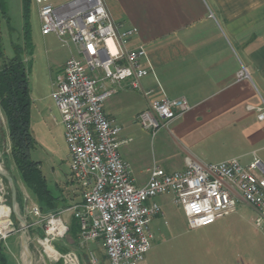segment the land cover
<instances>
[{
	"label": "built area",
	"instance_id": "obj_1",
	"mask_svg": "<svg viewBox=\"0 0 264 264\" xmlns=\"http://www.w3.org/2000/svg\"><path fill=\"white\" fill-rule=\"evenodd\" d=\"M34 1L42 34H55L63 45L76 49L52 80L51 97L69 149L70 181L79 187L81 199L43 213L28 197L20 208L17 200L9 204L6 192L1 193L0 261L14 235L22 236L23 255L30 256L27 232L37 225L43 232L37 243L54 263L81 264L78 253L62 254L54 245L70 231L63 218L69 212L79 223V244H101L110 264H140L153 245L151 224L163 214L156 201L162 195L182 207L190 229L214 224L244 201L257 212L254 223L264 231V162L255 152L247 164L239 158L210 164L186 158L185 168L173 172L154 165L149 182L137 186L131 164L119 150L132 138H120L122 127L106 114L104 102L125 86L142 92L150 103L136 120L155 136L191 109L189 101L167 96L158 80V97L154 88H143L146 77H156L148 50L144 44L128 46L137 31L115 21L105 0H70L60 6L51 0ZM248 77L245 67L237 74L238 80ZM249 108L264 119V103ZM32 218L35 221L29 222ZM88 262L102 264L94 251L88 253Z\"/></svg>",
	"mask_w": 264,
	"mask_h": 264
},
{
	"label": "crops",
	"instance_id": "obj_2",
	"mask_svg": "<svg viewBox=\"0 0 264 264\" xmlns=\"http://www.w3.org/2000/svg\"><path fill=\"white\" fill-rule=\"evenodd\" d=\"M69 1L51 0L55 6ZM105 2L115 21L136 29L128 46L144 44L148 50L156 77H146L143 88H154L158 97V80L167 96L184 97L191 105L153 136L136 120L150 103L142 92L125 86L104 102L106 114L122 127L120 138H132L119 150L131 164L137 186L149 182L154 165L179 171L185 168L186 158L204 164L239 158L247 164L255 152L264 162V119L249 108L264 103V0ZM68 48L56 75L76 52L73 45ZM243 67L249 77L238 80ZM166 196L156 198L163 214L155 219L164 216ZM239 204L253 209L244 201ZM202 241L207 261L215 264H264V236H205ZM161 244L154 236L140 264L160 263ZM0 264L20 261L9 248L2 250Z\"/></svg>",
	"mask_w": 264,
	"mask_h": 264
},
{
	"label": "rangeland",
	"instance_id": "obj_3",
	"mask_svg": "<svg viewBox=\"0 0 264 264\" xmlns=\"http://www.w3.org/2000/svg\"><path fill=\"white\" fill-rule=\"evenodd\" d=\"M8 16L11 19L9 29L5 18L0 16V35L4 58L14 55L12 45L23 43V9L22 0H6ZM30 23L34 54L28 56L30 66L29 85L32 97L31 106V131L36 145L31 151L32 158L40 163L41 170L46 177L49 187L56 196L64 200L59 210L69 207L81 199L79 187L70 181L69 149L64 136V128L60 123V115L51 97L52 80L56 76L58 64L68 54L69 48L63 45L55 34L43 35L38 13V6L34 0L31 2ZM2 59V60H3ZM0 60V63L2 62ZM56 118V120H55ZM139 128V134L142 129ZM145 132V131H143ZM147 140L151 138L146 133ZM148 142V143H149ZM0 163L4 173L12 176L16 186V198L20 208L24 199L36 202V197L28 189L17 169L11 155V141L6 118L0 108ZM6 192L5 199L11 204L13 201L12 185L4 175L0 174V194ZM168 205L164 209V216L153 220L152 231L154 236H159L161 245L158 246L160 263L158 264H215L207 261L203 239L205 236H264V231L256 227L254 219L257 216L253 209H246L238 205L237 211L209 226L190 229L181 206L172 201L167 195ZM37 203V202H36ZM55 212V211H53ZM63 218L71 221V214H63ZM35 219H29L34 222ZM43 232L39 226L30 227L27 232L29 238L30 256L26 258L21 236L14 235L8 239L11 256L19 258L20 264H59L54 263L44 252L43 247L37 243V237H42ZM164 239V240H163ZM56 249L62 253L75 251L80 255L81 264H89L88 253L94 251L98 254L102 264H110L103 247L97 242L79 244L75 233H68L64 240L55 242ZM153 246V245H152ZM151 250V249H150ZM27 250V255H29Z\"/></svg>",
	"mask_w": 264,
	"mask_h": 264
},
{
	"label": "trees",
	"instance_id": "obj_4",
	"mask_svg": "<svg viewBox=\"0 0 264 264\" xmlns=\"http://www.w3.org/2000/svg\"><path fill=\"white\" fill-rule=\"evenodd\" d=\"M32 0H22L23 43L12 45L14 55L4 58L0 35V108L6 118L11 141V155L28 189L33 192L36 202L43 213L57 211L64 200L56 196L44 176L40 163L32 158L31 151L36 145L31 131L32 97L29 85L30 66L28 56L34 54V43L30 23ZM5 18L9 29L11 19L8 16L6 0H0V16ZM22 203V197L17 196ZM70 233L79 230L78 221L71 216Z\"/></svg>",
	"mask_w": 264,
	"mask_h": 264
},
{
	"label": "water",
	"instance_id": "obj_5",
	"mask_svg": "<svg viewBox=\"0 0 264 264\" xmlns=\"http://www.w3.org/2000/svg\"><path fill=\"white\" fill-rule=\"evenodd\" d=\"M3 175L5 176V178L7 180L10 181L11 185H12V196H13V202H16V186H15V183H14V180L12 178L11 175L7 174V173H4L3 172Z\"/></svg>",
	"mask_w": 264,
	"mask_h": 264
},
{
	"label": "bare ground",
	"instance_id": "obj_6",
	"mask_svg": "<svg viewBox=\"0 0 264 264\" xmlns=\"http://www.w3.org/2000/svg\"><path fill=\"white\" fill-rule=\"evenodd\" d=\"M3 171L4 172V167L1 165V163H0V171ZM47 250L51 253V247L50 246H47ZM25 254L27 255V251H25Z\"/></svg>",
	"mask_w": 264,
	"mask_h": 264
}]
</instances>
